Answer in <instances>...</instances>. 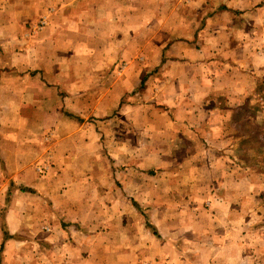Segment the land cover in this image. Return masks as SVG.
<instances>
[{
    "label": "crops",
    "instance_id": "obj_1",
    "mask_svg": "<svg viewBox=\"0 0 264 264\" xmlns=\"http://www.w3.org/2000/svg\"><path fill=\"white\" fill-rule=\"evenodd\" d=\"M260 2L0 0V196L7 202L0 209L6 242L25 244L20 252L28 263L31 250L44 241L66 254L64 264H126L140 256L155 261L157 254L172 255L168 241L163 252L155 243L142 244L133 230L140 224L136 212L125 200L139 208L143 202L148 222L167 227L168 216L161 213L173 211L177 194H160L152 179L186 181L180 196L199 202L205 190L186 177L197 178L199 168L158 175L122 171L117 188L108 158L116 152L120 160L142 136L146 163L161 164L153 156H163L164 148L174 166L231 155L227 149L242 137L238 128L243 132L241 126L261 112L242 110L253 95L243 89L246 80L264 79V62L251 57L246 30L236 34L243 13L248 17L246 11ZM40 19L45 25L31 34ZM257 30L249 31V40L264 39ZM189 145L183 156L176 151ZM46 150L51 166L39 177L33 166ZM212 189L213 202L230 195L227 187ZM227 210L228 216L248 211L246 204ZM44 226L51 232H42ZM216 239L226 244L225 237Z\"/></svg>",
    "mask_w": 264,
    "mask_h": 264
},
{
    "label": "rangeland",
    "instance_id": "obj_2",
    "mask_svg": "<svg viewBox=\"0 0 264 264\" xmlns=\"http://www.w3.org/2000/svg\"><path fill=\"white\" fill-rule=\"evenodd\" d=\"M260 3L246 11L250 14L248 17L244 18L243 13L236 24L238 29L236 34H241L246 30L248 40L246 44H251L249 53H253L251 57L254 59L259 58L258 60L264 62V39L260 40V36L253 35L249 40L250 33L255 28L258 29L254 32L255 34H259L260 29L264 34V2ZM260 13L263 15L262 19H259V16H257ZM41 20L33 25L31 34L42 28L37 29L38 23ZM120 66H124V64ZM119 68V71L123 70ZM245 89L251 91L253 95L249 96V101L242 108L247 113H252L259 109L261 112L249 119L248 124L241 126L244 129L243 132L238 128V134L241 133L242 137L238 140L235 138L232 141V149H227L232 151L231 155L228 154V151L225 154H221L222 160L215 159L216 163L214 161H207L208 157L200 153V156H205L202 158L205 164L190 165L189 163H185V165L176 164L174 166V164L168 162L169 156L166 153V148H164L159 149L164 150L163 156L159 158L156 156L157 153H154L155 156H153L155 159L158 158L161 164L146 163L150 158L147 155L148 149L146 148V143L143 142V136L140 138V143L134 149H125L124 154H121L125 156L120 160L115 158L118 155L116 152L108 158L110 161L109 171H112L114 177H116L112 182L114 187H120L121 178L118 174L122 171L124 173L130 171H139L140 173L151 171L156 172L158 175L160 174L159 172H170L172 168L181 172L191 173L190 171L193 168L198 167L199 170L196 172L197 178H194L193 175L191 177L186 176L189 179L187 181L192 186L194 185L193 181H197L206 192L199 198V202L192 201L191 197L189 199L180 196V190L185 187L186 181L184 182L179 178L176 180L174 176L168 179H155L154 177L152 179L153 186H160V194L172 192L173 194H177L172 199V201L174 200V202L178 203L176 206H171L172 208L170 209L173 211L161 213L168 216L167 227L162 228L154 227L148 222V214L144 212L146 209L143 207V202L140 203L141 207L139 208L137 202L132 201V199L129 201L128 197H126V204L128 203L129 207L135 210L136 218L139 220V227H135L133 230L140 232L139 236L143 242L142 244L149 246L155 243V247L157 246L158 250L163 252V245L165 241H168L174 251L172 255L167 257H161L157 254L155 261L152 258L145 260V257L140 256L139 260H135L134 262L126 260V264H154V262L155 264H164V261L168 262L166 264H264V79L253 82L246 80L243 90ZM105 139L103 138V140ZM243 139L247 141L245 144L244 142L243 144L240 142ZM43 142L45 144L49 143L47 137H44ZM190 149L192 148L189 145L178 148L176 151L180 152V155L183 156ZM133 151L137 155L135 158L132 157ZM213 153L216 155L217 153L220 154L218 150L213 151ZM200 156H198V159H200ZM232 156H235L236 160L229 159ZM50 157L49 151L46 150V155H44L43 159L39 163L34 164V171L39 177L46 175L50 169ZM208 162L211 164H207ZM159 166L160 168H158ZM260 172L263 173V176L256 175ZM4 182V179H0V185H4ZM224 187H227L230 195L227 196L228 192L225 190L227 193L221 197L225 198L221 201L223 203L213 202L212 200L217 197L210 195L208 190L216 188L221 189L219 191H223ZM213 189L211 192H213ZM249 192H251L250 197L252 198L250 202L248 201ZM167 199H170V197L163 198V200ZM183 202H189V206L187 207L190 209L189 211L186 207H181V204H179H185ZM238 204H246L247 213L244 215L233 213L228 216L227 207H236ZM0 205L7 206V202L4 201V197L2 196H0ZM45 205L48 206L47 201H45ZM2 211L3 208L0 209V264H47V260H50L53 264H64L65 260L63 256L66 254L58 252L60 248L54 246L50 241H44L45 245L37 247L43 251V256L40 255L36 247L33 248L31 250L32 258L31 260L28 259L30 262L28 263L25 255L20 252L25 244L15 241V244L10 245L6 242L5 238L7 235L5 234L4 224H2ZM187 222H190V225H194L196 228L187 226ZM41 230L45 233L51 232L49 226H44ZM79 230L81 231L82 229ZM197 236L200 239L199 242L196 241ZM222 237L227 239L226 247L222 245V241H217L216 239L222 240ZM37 256L41 257L42 261ZM142 256L144 255L142 254Z\"/></svg>",
    "mask_w": 264,
    "mask_h": 264
},
{
    "label": "built area",
    "instance_id": "obj_3",
    "mask_svg": "<svg viewBox=\"0 0 264 264\" xmlns=\"http://www.w3.org/2000/svg\"><path fill=\"white\" fill-rule=\"evenodd\" d=\"M45 23H46V21L42 19V20L38 23V27H37V29H40L41 27H43V26L45 25ZM122 67H123V66H120L119 69H120V70L123 69Z\"/></svg>",
    "mask_w": 264,
    "mask_h": 264
},
{
    "label": "trees",
    "instance_id": "obj_4",
    "mask_svg": "<svg viewBox=\"0 0 264 264\" xmlns=\"http://www.w3.org/2000/svg\"><path fill=\"white\" fill-rule=\"evenodd\" d=\"M242 110H245V109H243L242 108ZM249 139V138H248ZM240 142H242V144H243V142H244V144H245V142H247L245 139H243V140H241ZM244 156V155H243ZM4 238H5V236H4Z\"/></svg>",
    "mask_w": 264,
    "mask_h": 264
}]
</instances>
